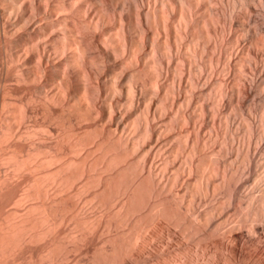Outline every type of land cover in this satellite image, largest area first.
I'll return each instance as SVG.
<instances>
[{
	"label": "bare ground",
	"instance_id": "bare-ground-1",
	"mask_svg": "<svg viewBox=\"0 0 264 264\" xmlns=\"http://www.w3.org/2000/svg\"><path fill=\"white\" fill-rule=\"evenodd\" d=\"M4 81L32 103L0 136L31 175L0 171V264L42 240L48 264H264V0H0ZM37 108L67 127L46 153L15 140Z\"/></svg>",
	"mask_w": 264,
	"mask_h": 264
},
{
	"label": "rangeland",
	"instance_id": "rangeland-1",
	"mask_svg": "<svg viewBox=\"0 0 264 264\" xmlns=\"http://www.w3.org/2000/svg\"><path fill=\"white\" fill-rule=\"evenodd\" d=\"M220 72H221L222 74H220ZM220 72L218 73L219 76L217 75V77H220V75H221L220 78H222V76H224L225 73H224L223 71H220ZM223 73H224V74H223ZM232 77H233V76H232ZM233 78L237 79L236 77H233ZM233 78H231V83H232V84H233V82H234L235 84H239V83H241V82H240L241 80L238 82V79L235 81V79H233ZM236 82H238V83H236ZM1 83H2V84H1ZM4 83H5L6 86H7V83H9V82H8V81L0 82V86L4 85V86H2V88L0 87V88H1V89H0V95H1V96H0V101H3V102H4L3 104H5V98H6V100H7V98H8V99H11L10 96H12V97H13V99H12L13 101H12V100H11V101H12V102L15 101V103H12L10 100H7V101L9 102L8 105L5 104V105L2 106V103L0 102V118L2 119L1 116H4V115H5L4 117H5L6 119H7V118L9 119V120L7 119V120L5 121V119H4V117H3V119L0 120V136H1V131H3V130H4V131H7V130H8V125H7L8 123H9V127H10V124H11L12 122H13L12 125H14V124L16 123V126H17V122L14 123L15 118H14V116H13V112H15V110H17L18 107H19V109H30V107H31L30 105H32V103H31V104H30V102L28 103L29 100L26 101L27 98H26L25 93L23 94V93H21V92H17V93H16V92H10V91H8L6 88H3V87H5V84H4ZM2 90H3V91H2ZM5 90L7 91V93H5ZM1 91H2V92H1ZM19 93H20V94H19ZM5 94H6V95H5ZM18 94L21 95V96H19ZM3 96H7V97L2 98ZM9 97H10V98H9ZM18 97H19V99H17ZM23 97H24V98H23ZM20 99H23V100L20 101ZM22 101H23V102H22ZM21 102H22V103H21ZM27 103H28V104H27ZM15 104H17V105H15ZM23 105H24V106H23ZM141 105H142V104H141ZM141 105H140V106H141ZM144 105H145V103L142 105V107H143ZM22 106H23V107H22ZM14 107H15V109H13ZM142 107H141V109H143ZM1 108H2V109H1ZM19 109H18V110H19ZM141 109L139 108V111H140L139 113H138V109H134V110L137 111V112H135L134 110H132V112H131V115H132V116L130 115L131 119L133 118L135 121L138 122V124H136V127L138 126V127H137L138 129L136 128L137 131H139V130L141 129L140 125H141V124L143 125V122H144V120H143V118H144V114H140V113H142V110H141ZM2 110H4V111H2ZM12 110H13V112H12ZM37 111H38V112H37ZM40 111H41V112H40ZM143 111H144V110H143ZM36 112H37V113H36ZM36 112H35L36 115H35V117L33 118V120L36 119L35 121H37L38 124H37V122L35 123V121H34V123H31V121H30V123H29L30 126H33V127H32V128H33V131H34V129L37 130V132H36V131L33 132L36 136L33 135V133H32V136H31V134H29L30 137H33V139H31V138H29V135L24 136V134H26V133H24V134H22V135H23L22 138H21V136H20V137L15 138V140H17L16 142H18V143H20V144L22 143L21 145L25 147V148H24V151L26 150L27 147L29 148V145L31 144L32 147H33V145H36V146H38V147H39V145H40L42 151H43V148L46 149V150L43 151L44 153H46V152L49 151L48 149H50V147H52V146L55 147V146H56V145H54V144H56V143H55L56 140L54 141L53 139H55V138L57 137V138H59V139H58L59 141H60V139H61V141H62V138H61V137H58L57 135L65 134V133H64V130H63V132H61V131H62V128L66 129L67 127H66L63 123L56 122V121H58V120H56V121L53 120V121H55L56 123H55V122H53V123L50 122V121H52V119L49 120V119H50L49 117H48L49 119L46 118L47 116L45 117L44 114H42V110H41V109H38V108H37ZM134 113H135V114H134ZM137 113H138L139 115H138ZM236 113H237V112H235V110L232 111V115L235 114L234 116H236V120H237V121H238V120L240 121L241 119H240V117L237 116L238 113H237V114H236ZM3 114H4V115H3ZM7 115H8L9 117H6ZM137 115H138L139 117H138ZM140 115H141V116H140ZM11 116H12V117H11ZM133 116H134V117H133ZM142 116H143V117H142ZM137 118H138V119H137ZM237 118H239V119H237ZM11 119H12V120H11ZM13 119H14V120H13ZM139 119H142V120L139 122ZM144 119H145V118H144ZM105 120H107V118H106ZM15 121H16V120H15ZM59 121H60V120H59ZM142 121H143V122H142ZM137 122H136V123H137ZM59 123H60V124H59ZM139 123H141V124H139ZM32 124H33V125H32ZM62 124H63L66 128H65ZM84 124H87V123L84 122V123H82V126H77V125H81V124H80V123H79V124H78V123L75 124V122H74V125H73V126L76 125V127H78V128H76V129H79L80 127H82V128H80V131H82L83 128H85V125H84ZM88 124H89V123H88ZM88 124H87V125H88ZM12 125H11V127H12ZM38 125H39V126H38ZM43 125H44V126H43ZM50 125H51V127H50ZM100 125H101V124H100ZM142 125H141V126H142ZM16 126L14 125V127H16ZM18 126H20V125H18ZM61 126H63V127L61 128ZM20 127H21V126H20ZM20 127H19V128H20ZM36 127H37V128H36ZM49 127H50V128H49ZM58 127H60V128H58ZM139 127H140V129H139ZM21 128L23 129L24 127H21ZM38 128H39L40 130H39ZM42 128H43V129H44V128H47L46 130H47L48 132H49V129H50V132L52 131L51 134H49L48 132L45 133V130H42ZM48 128H49V129H48ZM57 128H58V129H57ZM90 128H91V127H90ZM93 128H94V127H92V129H93ZM126 128H127V130H128L127 132L124 130V129H126ZM128 128H130V127H128V124L126 125V127H125L124 129H123V127H122V128H119L118 131H117V134H115V135L117 136V135L121 134V132L123 131L122 134H121L122 137H124L125 135H126L125 137H127V136H131L130 138L127 137L128 139H131L133 135L135 136V133H136V132H134L133 128H131V129H128ZM9 129L11 130V128H9ZM60 129H61V131H58V130H60ZM86 129H88V130L90 131V129H89L87 126H86ZM86 129H85V130H86ZM120 129H122V130H120ZM129 130H131V132H133V135H131V132H130ZM132 130H133V131H132ZM8 131H9V130H8ZM39 131H40V132H39ZM56 131H57V132H56ZM115 131H116V130H115ZM58 132H60V134H58ZM128 132H130V133H128ZM42 133L47 134L48 136H47V135H44V134H42ZM52 133H54L53 136L55 135L54 138H52ZM115 133H116V132H115ZM129 134H130V135H129ZM41 135H42V136H41ZM50 135H51V136H50ZM123 135H124V136H123ZM38 136H41V137H38ZM134 136H133V137H134ZM178 136H179V135H178ZM180 136L182 137V135H180ZM180 136H179V137L176 136V137H174L172 140H170V139H169V140H167V139H164V140L162 139V140H160V141H161L160 144H161L162 148H164V149H166V150H167L171 145H174V144L177 143V144H176V147L178 148V151H179L178 154L180 153L179 155H178V154L176 155L177 159H179V160H177L176 157H175L174 159H171V162H173L174 164L170 162L171 165H170V163H169V166H167V168H164V167H163V164H165V163H163V161H165L163 158H166V157H164V155H165V150L163 151L164 154H163V152H161V153L159 152V155H158V156H157L158 153L155 154L157 157H155V155H154V158H153V159H154V160L156 159V160L154 161V162H155V166H154V163H152V164H153L152 166L156 168V172L159 171L157 174H158V178H159V179H160V177L162 178L161 180H164V181H165V179H166L165 176H166V175H167V176H168V175H169V176H170V175L172 176V175H175V174H176L175 172H178V173L181 172V170H180V169H181V166H179L180 163H181V161H183V162H182L183 164H181V165H183V167H185V165H186V163H184V162L186 161V159H185V158H186V150H184V148H183L185 141H184V139H182ZM24 137H25V139H24ZM37 137H38V138H37ZM44 137H45V138H44ZM62 137H63V136H62ZM119 137H121V136L119 135ZM2 138H3V137H0V154H4V155H5V158H2V159L0 158V162H1V163H0V171H1V173L4 174V173L7 172V173L11 174L10 176H12V179L14 178L13 181L11 180L12 183H14V184H16V183L19 184V183H20V184H21V182H22V184H24V185H23V188H24L25 186L27 187V183H26V182L28 181V178H29L28 176L31 175V173H30V174L28 173V172H30L28 169H27L28 172L26 171V169H24L25 172L22 171V172H20V174L18 173V176H17V177H16L17 174L14 175V174L12 173V172H13V168H12L13 165L10 164L12 161H11V159L9 158V156L11 155V153H10V151H12L11 149L14 148V147H12V145H11V142L14 141V139H9V138H8V139H7V138H3V139H2ZM18 138H20V139L18 140ZM27 138H29V139H27ZM57 138H56V139H57ZM134 138H135V137H134ZM176 138H177V139H176ZM26 139L28 140L27 142H26ZM30 139H31V140H30ZM37 139H38V140H37ZM43 139H44V141H43V143H41ZM51 139H52V140H51ZM181 139H182V140H181ZM21 140H22V141H21ZM29 140H30V141H29ZM34 140H35L36 142H37V141H38V142L41 141V142H40L41 144H40V143H36ZM39 140H40V141H39ZM131 140H132V139H131ZM133 140H134V139H133ZM165 140H166V141H165ZM174 140H175V141H174ZM7 141H8V142H7ZM31 141H32V143L34 142V144L30 143ZM52 141H54V142H52ZM160 141H159V142H160ZM162 141H163V142H162ZM176 141H177V142H176ZM178 141H179V142L181 141V142L179 143ZM25 142H26V143H25ZM166 142H167V143H166ZM169 142H170V143H169ZM174 142H175V143H174ZM183 142H184V143H183ZM9 143H10V144H9ZM24 143H25V144H24ZM27 143H29V144H27ZM162 143H165V144H162ZM171 143H172V144H171ZM181 143L183 144V146H181ZM27 145H28V146H27ZM166 145H167L168 147H167ZM177 145H179V146H177ZM159 146H160V145H159ZM163 146H164V147H163ZM180 146H181V147H180ZM45 147H46V148H45ZM8 148H9L10 150H9ZM47 148H48V149H47ZM181 148H182L183 150H181ZM138 149H139V148H137V149L135 150V151H136V155H137V152H139V151H137ZM47 150H48V151H47ZM45 151H46V152H45ZM6 152H9L10 154H9V153L7 154ZM161 154H162V155H161ZM8 155H9V156H8ZM134 155H135V154H134ZM181 155H184V156L181 157ZM158 157H160V158H158ZM184 157H185V158H184ZM181 158H182V159H181ZM8 159H9V160H8ZM183 159H185V160H183ZM162 160H163V161H162ZM172 160H173V161H172ZM9 161H11V162H9ZM152 161H153V160H152ZM175 161H176V162H175ZM156 162H157V164H156ZM161 162H162V163H161ZM178 162H180V163H178ZM159 163H161L160 165H162V166H160ZM175 164H176L177 167L175 166ZM184 164H185V165H184ZM158 166H159L160 169L157 168ZM174 166H175V167H174ZM153 167H152V169H153ZM165 167H166V166H165ZM173 167H174V168H173ZM178 167H180V168H178ZM161 168H162V169H161ZM163 168H164V169H163ZM170 168H172L173 170L170 169ZM177 169H178V170H177ZM153 170L155 171V169H153ZM171 170L173 171V173H171V172H172ZM174 170H176V171H174ZM183 170H184V169H183ZM166 171H167V172H166ZM169 171H170L171 174L169 173ZM156 172H155V173H156ZM185 172H186V171H185ZM157 174H156V175H157ZM161 174L163 175V177H162ZM165 174H166V175H165ZM13 175H14L15 177H14ZM27 175H28V176H27ZM159 175H161V176L159 177ZM16 178H17V179H16ZM163 178H164V179H163ZM17 180H18V182H17ZM25 180H26V181H25ZM22 184H21V185H22ZM25 184H26V185H25ZM41 185H43V184H41ZM21 187H22V186H21ZM23 188H22V189H23ZM73 188H74V191H75V189H76L75 186H73ZM73 188H72L71 190H69V192L73 191ZM21 191H22V190H20V193L18 194L19 196L16 197V198H18V199L15 198L17 201L19 200V198H20L21 195L23 194V193H21ZM23 191H24V190H23ZM74 191H73V192H74ZM63 192H64L63 195H65V192H66V194L68 193L67 191H63ZM63 192H62V193H63ZM20 194H21V195H20ZM21 200H22V199H21ZM17 201H15L14 199H13L12 201L10 200V201L8 202V204H7L8 206H6V209H7V210H13V209L17 206V204H19V202H20V200H19L18 202H17ZM14 202H15L16 204H15ZM20 203H23V201L20 202ZM23 204H25V205H23V207L26 206V203H23ZM12 205H13V206H12ZM10 206H11V207H10ZM14 206H15V207H14ZM7 207H8V208H7ZM10 208H11V209H10ZM202 208H203V207H202ZM204 208H205V206H204ZM63 227H65V226H63ZM61 228H62V227H61ZM63 229H65V228H63ZM96 240H97V241L100 240V242L98 241V242H99V243H98ZM102 240H103L102 238H95V240H94V242H93V244H94L93 246H96V245L98 246L99 244H100L99 247L102 246V245H103ZM95 241H96L97 243H96ZM101 242H102V243H101ZM42 243L44 244V240H42V241L36 243L37 248H36V245L34 246V248H35V249H34V253H36L37 255L34 256V254H32L33 257H31V258H33V259H28V258L25 259V258H24L25 260L22 259V260L20 261L19 264H24V263L26 264L27 262H28L29 264H35V263H36V264H39L41 259H42V260H41V263H40V264H48L47 261H44L45 259H44L43 255L40 256V255H41L40 253H42V252L39 253V251H41V250L43 249V247H42L43 244H42ZM40 244H41V245H40ZM38 247H39V248H38ZM40 247H41L42 249H41ZM63 247H65V246H63ZM36 251H37L38 253H37ZM145 253H146V252H144V253L141 254L142 258L145 257V256H147V253H146V254H145ZM38 254H39V256H38ZM143 255H144V256H143ZM34 257H36V258H34ZM39 257H42V258H39ZM38 258H39L40 260H38ZM34 259H36L37 261L34 260ZM81 259H82V260H81ZM26 260H27V261H26ZM28 260H29V261H28ZM31 260H32V261H31ZM83 260H84V258H82V257L80 256V259H79L78 264H80ZM35 261H36V262H35ZM61 261H62L61 263H60V261H58V264H62V263H63V264H65V263H66V264H72V263H70V262L67 261V260H66L67 262H66L65 260H64L65 262H64L63 260H61ZM22 262H23V263H22ZM31 262H33V263H31ZM34 262H35V263H34ZM68 262H69V263H68ZM28 263H27V264H28ZM9 264H11V263H9ZM82 264H83V262H82Z\"/></svg>",
	"mask_w": 264,
	"mask_h": 264
}]
</instances>
